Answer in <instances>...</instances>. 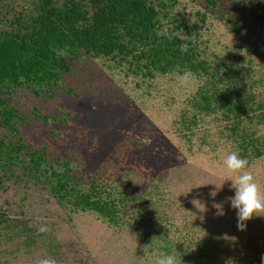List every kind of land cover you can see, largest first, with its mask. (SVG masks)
<instances>
[{
    "label": "rangeland",
    "instance_id": "1",
    "mask_svg": "<svg viewBox=\"0 0 264 264\" xmlns=\"http://www.w3.org/2000/svg\"><path fill=\"white\" fill-rule=\"evenodd\" d=\"M203 1L175 0L170 12L191 29L183 37L196 41L212 62L249 68L264 89V0H214L216 7ZM64 58L69 70L47 92L20 88L1 95L17 120L15 132L0 123V264H38L44 257L56 264H154L160 252L175 255L178 264H196L177 250L187 231L220 247L216 264H260L264 217L238 231L226 201L234 190L224 159L236 150L224 125L213 116L191 131L180 125L197 83L176 74L142 79L83 54ZM9 145L25 146L11 162L2 154ZM31 151L56 169L66 162L81 182L160 200L152 214L142 215L152 222L117 227L95 213L60 206L28 171L24 153ZM246 170L264 196V156ZM157 225L170 231L175 246L163 249L148 240ZM41 226L47 231L38 233Z\"/></svg>",
    "mask_w": 264,
    "mask_h": 264
},
{
    "label": "trees",
    "instance_id": "2",
    "mask_svg": "<svg viewBox=\"0 0 264 264\" xmlns=\"http://www.w3.org/2000/svg\"><path fill=\"white\" fill-rule=\"evenodd\" d=\"M203 2L216 7L214 0ZM174 5L175 0H0L1 125L16 131L17 117L2 94L20 88L34 94L47 92L69 70L64 55L83 54L148 80L190 71L197 89L188 99L189 113L181 116L182 130L191 131L202 118L213 116L224 125L227 139L248 164L263 157L264 89H259L249 68L212 62L196 41L185 39L191 29L170 12ZM225 22L239 33L234 22ZM3 147L0 144V152ZM24 149V145H9L2 154L11 162L13 154ZM24 154L28 171L60 206L95 213L117 227L137 229L138 220L152 222L142 215L152 214L160 200L136 197L95 181L81 182L66 162L56 169L41 152ZM156 227L148 240L160 241L163 249L175 246L170 231ZM177 247L183 260L196 264H216L222 254L218 245L191 231Z\"/></svg>",
    "mask_w": 264,
    "mask_h": 264
},
{
    "label": "clouds",
    "instance_id": "3",
    "mask_svg": "<svg viewBox=\"0 0 264 264\" xmlns=\"http://www.w3.org/2000/svg\"><path fill=\"white\" fill-rule=\"evenodd\" d=\"M194 78V74L187 70L180 77L184 82H189ZM247 165V159L241 158L235 151L228 153L224 159V167L230 174L228 179L231 181L229 190H234V195L227 197L226 201L230 208L235 211L238 231L246 230L247 222L253 217H264V196H261L259 186L254 181L252 173L246 170ZM210 195L215 196L216 191L211 192ZM194 202L196 201L193 200ZM213 206L218 210V215H223L220 204ZM37 231L44 233L47 228L41 226ZM38 264H56V261L44 257L39 260ZM154 264H178V261L175 255L160 252L155 256ZM260 264H264V254L260 256Z\"/></svg>",
    "mask_w": 264,
    "mask_h": 264
}]
</instances>
